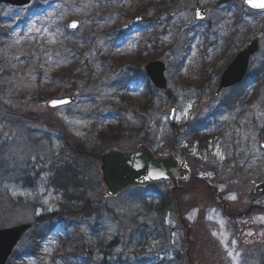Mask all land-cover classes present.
Returning <instances> with one entry per match:
<instances>
[{
  "label": "rangeland",
  "instance_id": "374dc122",
  "mask_svg": "<svg viewBox=\"0 0 264 264\" xmlns=\"http://www.w3.org/2000/svg\"><path fill=\"white\" fill-rule=\"evenodd\" d=\"M242 1L170 0L168 15L158 20L154 12L147 20L138 14L144 0H33L25 7L0 5V43L3 44L0 47V87H7L0 94V210L7 209L3 215L0 213V217L4 216L0 229L34 224L35 218L57 212L60 204H65L62 195L56 194L55 188L49 185L48 173L42 174L35 186L25 184L23 180L19 183V176L33 166L58 163L61 147L74 149L85 143L103 146L101 150L114 146L132 150L143 142L139 135H134L131 141L104 146L93 132L94 127L109 131L108 128L118 126V119H122L120 113L104 102L121 88L124 89L121 93L127 94L135 104L146 103L144 95L151 88L144 71L148 62L160 60L166 64L169 84L167 92L159 91L153 97V121L149 127L158 126L151 131L155 134L157 152L169 145H183V135L204 124L215 108H222L220 113H225L227 104L223 102L235 95L232 91H225L214 99V95L209 96V90L202 91L197 87L210 80L208 84L211 86V82L214 88L219 81L216 70L221 74L232 57L257 35L261 37V49L252 59L250 72L264 64V14L251 13ZM198 6L209 9L202 22L195 19L194 11ZM138 18L141 20L136 24ZM73 20L80 23L76 30L68 28ZM156 28L160 32L151 43L152 31ZM70 43L83 46L86 50L84 58L96 74L103 75V79L99 84L90 85L84 93L69 94L77 97L74 104L49 110L48 101L64 95L41 101L34 92L39 83L42 87L49 85L44 84V79L50 80L65 65L60 51L62 45L68 47ZM155 54L160 57L155 58ZM180 79L196 87L183 89L179 85ZM255 79L264 83L261 75ZM52 85L58 89L57 82ZM50 90L53 92L52 88ZM252 104L251 117L256 125L248 119L244 124L241 120L237 142L248 152L246 159L249 151L253 157L257 156L256 159L251 156L252 170L233 172L231 165L228 166L232 155L227 156L219 140L209 141L204 155H199L195 148L183 152L187 153V159L202 166V171H208L220 194L239 213L247 210L254 186L264 180V164H259L264 162L261 148L264 139H259V135L264 138V96H253ZM173 107L176 108L175 126L171 128L169 116ZM234 114L237 116V111ZM126 115L137 123L136 113ZM146 117L148 120L149 116ZM224 117L213 118L208 133L221 125ZM176 134L180 136L174 139ZM100 162L96 160V167L95 163L91 166L93 162L85 166V199L92 203L93 210L82 216L34 224L8 264H63L61 254L77 245V230L93 242L101 239L99 241L114 243L110 254L104 255L99 248L93 250L90 253L92 264H100L102 259L107 264L161 260L166 258L167 251L172 252V242L181 243L183 236L168 234V218L161 221L146 210L141 191L130 190L118 198L106 197ZM167 189V185L159 184L147 191L158 194ZM8 192L12 203L2 201V195ZM194 193L198 195L196 198L208 197V190L203 187H198ZM18 198L22 199V205L17 203ZM212 213V219L206 224L213 230L209 236L228 253V264H264V235L258 234V230L252 232L253 226L264 228L263 214L256 212L246 219L227 222L221 208ZM194 215L198 217L199 210ZM40 234L42 236L37 238ZM254 236L261 242L246 244L248 238L252 241ZM155 237L164 238L168 244L163 246ZM34 242L40 244L36 252H33L37 246ZM142 250L143 254H136ZM88 259L87 255H82L73 258L69 264H91ZM156 262L152 263L158 264Z\"/></svg>",
  "mask_w": 264,
  "mask_h": 264
},
{
  "label": "trees",
  "instance_id": "16d2710c",
  "mask_svg": "<svg viewBox=\"0 0 264 264\" xmlns=\"http://www.w3.org/2000/svg\"><path fill=\"white\" fill-rule=\"evenodd\" d=\"M169 4L170 0H144L142 7L138 10V14L141 15L143 19L147 20L148 16L154 12L158 20L162 18L165 13H168V7H170ZM153 20L154 19H151V22H154ZM158 33V30L154 32L152 31L153 36L151 37V43H154L152 38L154 36H158ZM1 46H3L2 43H0V47ZM154 48L160 49V47L156 46H154ZM85 51L86 50L80 43H70L68 47H64L62 45L60 53L62 54L61 58L64 60L65 65L60 68L59 73H57L50 80L44 79V84L49 85L42 87V84L39 83L37 89L34 92V96L38 98V100L45 101L51 98V96L69 95L72 93L81 94L84 93L85 90H88L90 85L99 84V81L103 79V75H99L98 73L96 74L94 67L88 60L84 58ZM159 57V54H155V58ZM218 71L219 70H216L217 76L219 75ZM259 75H261L264 79V64L260 67H257L253 72H249L246 80L241 85L232 90L235 95H233L230 100H227L226 103L223 102L224 105L227 104V107H225L228 110V114L232 115L230 116L231 121L224 123L220 127L221 132L217 135V137L215 136V138L221 141L223 148L227 152V156L232 155V159L230 160L231 163L229 162L228 166L230 164L231 170L235 173H246V171H249L248 167H250V170H252V166L248 164L247 160H244L243 149L238 146L237 142L240 134L239 131H241V129H239L241 120L244 123L249 111V106L245 105L244 100H246L250 94H253L254 98L258 96H264V83L258 81L259 79H255V77ZM41 80L42 78H40V81ZM209 81L210 80L203 84H199L197 88L201 87L199 89H202V91L204 89L209 90V96H212L215 90L212 87L211 82V86H209ZM54 82H57L59 85L58 89L53 87L52 84ZM179 85L183 89L196 87L195 84L187 83L183 79H180ZM50 88L53 89V92L50 90ZM6 89V86H1L0 94L4 93ZM122 90L124 89L121 88L120 92L113 94L109 101L104 102L105 104L108 103L113 111L120 113L119 116H121L122 119H118V126L116 128H108L109 131H104L102 127H94L93 135L96 137L97 141L101 142L104 146H113L115 144L119 145L121 142L131 141L134 135H139L144 143L154 147L155 134L154 131L152 133L151 131L158 126L153 124L150 125L151 127H149V123L150 121H153L152 112L155 104L153 97H155L156 93L159 91L151 86V88L148 89V92L144 95L146 103L141 105L135 104L129 100L127 94H124V92L123 94L121 93ZM115 97H118L116 101L114 100ZM0 101H2V95H0ZM221 111L222 108H217L215 109L214 114L218 115ZM234 111H237V116H235ZM126 113H136L138 116L137 123L129 120ZM147 115L149 116L148 120L146 117ZM114 116L115 115H110L109 117ZM145 117L146 119H144ZM183 136L184 139L187 140L188 145L198 146L197 150L201 155L203 151L208 150V142L210 139L214 138H211L212 136H200V134L196 135L195 132H186ZM93 146L94 144L87 146L85 143H83L79 147H74V149L69 147H61L58 150V155L61 157L58 160V163L52 165L49 163H44L41 165L40 163L33 166L29 171L21 174L22 176H19V183H21L23 180L25 184H31L32 186H35L42 174L48 173L50 175L48 180L51 181L49 182V185L55 188L56 194L62 195L63 201L65 202V204H60L59 211L50 214H44L35 218V225H39L47 221L62 219L64 217L72 218L75 216H82L83 213H86V211L93 210L92 203L85 199L84 192L86 188L84 185L86 184L85 178H87L85 175V166H89L93 162L91 166L95 163L96 167V160H100L101 155L106 151L101 150L103 146ZM189 147V149L192 148L191 146ZM137 191L140 192L141 190ZM9 196V192L6 195H2V201L12 203V200ZM142 199L143 200L141 201L147 204V207L145 208L146 210L150 211V215H155V217L159 218L161 221L166 218L167 211L169 209L168 203L171 199L169 192L161 193L159 194L158 198H153L152 200H149L146 197H143ZM17 200V203H20V205L23 204V202H21V198H18ZM3 207L4 206H2V209ZM6 210L7 209L0 210L1 215H3L4 211ZM1 218H4V216L0 217V221ZM1 225L2 223L0 222V226ZM138 231L140 230L138 229ZM77 232L79 233L77 245L71 251L61 254L62 260L64 261L63 264H69L73 258H78L82 255H87L89 258V263L92 264L93 258L90 253H93V250L99 248V250H101L104 255L110 254V251H112L114 243L99 241L101 239H97L93 242L82 232H79V230H77ZM41 236V234L37 235V238H40ZM36 244L37 246L33 252L39 250L38 246L40 244L37 242L35 245ZM105 261V259H102L100 264H107Z\"/></svg>",
  "mask_w": 264,
  "mask_h": 264
},
{
  "label": "water",
  "instance_id": "95a60500",
  "mask_svg": "<svg viewBox=\"0 0 264 264\" xmlns=\"http://www.w3.org/2000/svg\"><path fill=\"white\" fill-rule=\"evenodd\" d=\"M32 0H0V4H7L14 7H25L30 5ZM254 3H264V0H253ZM245 6L252 11H264V8L253 7L248 0H244ZM207 10L198 7L195 10V17L198 21L206 18ZM140 19L136 20L138 23ZM76 22V27L71 25ZM80 23L71 21L68 24L70 30H76ZM259 40L255 38L248 46L240 51L232 63L223 72L215 97L225 90L240 84L248 71L251 58L259 51ZM166 65L161 61H153L145 67V73L153 86L159 90L168 89V81L165 76ZM52 101H66L56 106ZM76 101L75 96L60 97L48 102L50 110L70 105ZM176 108L171 109L170 120L173 121ZM99 170L102 178L104 194L108 198H116L125 191L133 188H145L158 183L171 182L172 190L175 191L178 183L188 181L190 171L185 161L171 150L165 154L155 155L146 145L142 144L130 151L110 149L101 157ZM255 193L264 196V183L256 186ZM241 215L239 217H244ZM32 228L31 224H21L11 228L0 229V264H7L12 256L15 247L23 236Z\"/></svg>",
  "mask_w": 264,
  "mask_h": 264
},
{
  "label": "flooded vegetation",
  "instance_id": "af4514ba",
  "mask_svg": "<svg viewBox=\"0 0 264 264\" xmlns=\"http://www.w3.org/2000/svg\"><path fill=\"white\" fill-rule=\"evenodd\" d=\"M250 109V108H249ZM248 109V110H249ZM248 111L247 115L249 116ZM262 136L259 135V139ZM264 144L261 143V145ZM192 148L197 149L198 146L188 145L184 141L183 145L177 147L180 155L186 158L187 153H184L186 149ZM248 146V151H249ZM198 154L199 151L197 150ZM207 151H203L204 155ZM248 153V152H247ZM246 150L244 152V160H251V152L249 151V158L246 159ZM252 158L256 159L257 156ZM187 159V158H186ZM191 169V179L187 183H180L177 191L172 194L170 193V201L168 203L167 218L168 234L172 237L183 236V240L180 244L172 242V252H166L164 255L166 258L161 264H228V253L221 248L220 244L214 241L209 233H213V230L206 226L207 221L214 215L212 210L221 208L227 222H236L239 219L236 217L239 214L235 211L234 206L229 203L227 198H221L220 193L216 194V183L209 178L208 171H202L203 167L196 162L187 159ZM250 171V167H248ZM264 181V180H262ZM169 186V184H167ZM198 187H203L208 190V197L202 195L200 198H196L198 195L194 192ZM199 210V216L195 217L194 212ZM251 210V211H249ZM259 212L264 215V197L253 195L248 205L246 219L252 216V212ZM258 230V234L264 235V228H258L253 226L252 232ZM167 237V231H166ZM264 238V236H263ZM262 238V239H263ZM258 239V238H257ZM256 236L253 237L252 241L248 238L246 244L253 245L258 241ZM155 240L160 242L163 246H166V240L162 237H155ZM155 246L153 245V248ZM170 255V257H167Z\"/></svg>",
  "mask_w": 264,
  "mask_h": 264
},
{
  "label": "snow or ice",
  "instance_id": "6c2138e0",
  "mask_svg": "<svg viewBox=\"0 0 264 264\" xmlns=\"http://www.w3.org/2000/svg\"><path fill=\"white\" fill-rule=\"evenodd\" d=\"M248 2L251 3L253 7L264 8V3H254L253 0H248ZM76 26H77L76 22H73V24L71 25V27L73 28H75ZM51 103L53 106H56L59 103H66V101H52Z\"/></svg>",
  "mask_w": 264,
  "mask_h": 264
}]
</instances>
